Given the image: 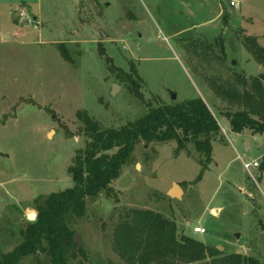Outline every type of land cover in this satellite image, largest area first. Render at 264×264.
Wrapping results in <instances>:
<instances>
[{
    "label": "rangeland",
    "instance_id": "rangeland-1",
    "mask_svg": "<svg viewBox=\"0 0 264 264\" xmlns=\"http://www.w3.org/2000/svg\"><path fill=\"white\" fill-rule=\"evenodd\" d=\"M93 2L115 40L82 0H0V255L23 243L38 199L72 188L68 168L87 143L79 113L120 128L150 108L200 98L221 128L212 162L191 142L139 143L112 192L89 198L87 216L74 221L85 257L71 264H126L112 235L130 209L158 212L180 236L222 254L264 262V135L234 133L222 115L240 106L216 93L241 89L235 75L264 74L256 54L264 0ZM174 183L181 199L168 196ZM21 264L52 263L40 253Z\"/></svg>",
    "mask_w": 264,
    "mask_h": 264
},
{
    "label": "trees",
    "instance_id": "trees-1",
    "mask_svg": "<svg viewBox=\"0 0 264 264\" xmlns=\"http://www.w3.org/2000/svg\"><path fill=\"white\" fill-rule=\"evenodd\" d=\"M257 48V59L264 64V49ZM64 55L67 54L63 52ZM132 75L127 81L133 83ZM138 77V73H134ZM238 87H217V95L240 106L222 115L234 133L250 130L264 135V74L248 81L235 75ZM87 143L75 154L69 175L71 189L55 192L36 202L37 219L22 230L23 243L12 252L0 255V264H21L29 256L43 254L52 264H71L79 256L73 235L74 221L87 216V200L112 192L125 165L134 159L139 143L147 145L172 140L183 148L186 142L210 164L212 142L220 135V124L210 107L200 98L162 105L120 128H102L88 113H79ZM264 170V158L261 162ZM113 249L126 264H192L209 257L213 264H264L260 259L237 254H222L217 248L179 235L177 223L150 210L130 209L113 232Z\"/></svg>",
    "mask_w": 264,
    "mask_h": 264
},
{
    "label": "water",
    "instance_id": "water-1",
    "mask_svg": "<svg viewBox=\"0 0 264 264\" xmlns=\"http://www.w3.org/2000/svg\"><path fill=\"white\" fill-rule=\"evenodd\" d=\"M83 2H86L89 7L91 8V10L93 11L95 17L97 18V21H98V24L101 28V30L106 34L108 35L109 37H111V39L115 40V35H113L109 25L107 24L106 20L100 16V11L96 5L95 2H93V0H82ZM262 46V45H261ZM114 88L112 90V96H116L120 89H121V86L119 85H113ZM171 97L172 99H176V95L174 93L171 94ZM173 188L168 192V196L170 198H176V199H181L182 195H183V188L178 185L177 183H174L173 184ZM73 239H74V242L76 243L78 249H82V238H80V235L75 232L74 235H73ZM217 250L218 251H222V247H217Z\"/></svg>",
    "mask_w": 264,
    "mask_h": 264
},
{
    "label": "built area",
    "instance_id": "built-area-1",
    "mask_svg": "<svg viewBox=\"0 0 264 264\" xmlns=\"http://www.w3.org/2000/svg\"><path fill=\"white\" fill-rule=\"evenodd\" d=\"M232 6L236 7L237 4H236V3H232ZM243 167H245V169H246L248 172H251L252 168H257V167H259V162H255V163H253V164L244 163V164H243ZM194 232H195V233L205 234V233H206V230L203 229V228H200V227H196V228L194 229Z\"/></svg>",
    "mask_w": 264,
    "mask_h": 264
},
{
    "label": "bare ground",
    "instance_id": "bare-ground-1",
    "mask_svg": "<svg viewBox=\"0 0 264 264\" xmlns=\"http://www.w3.org/2000/svg\"><path fill=\"white\" fill-rule=\"evenodd\" d=\"M30 217H31L32 219H34L35 214H34V213H30Z\"/></svg>",
    "mask_w": 264,
    "mask_h": 264
},
{
    "label": "crops",
    "instance_id": "crops-1",
    "mask_svg": "<svg viewBox=\"0 0 264 264\" xmlns=\"http://www.w3.org/2000/svg\"><path fill=\"white\" fill-rule=\"evenodd\" d=\"M30 213H34V212H29V216H30ZM31 218V217H30ZM32 219V218H31Z\"/></svg>",
    "mask_w": 264,
    "mask_h": 264
},
{
    "label": "flooded vegetation",
    "instance_id": "flooded-vegetation-1",
    "mask_svg": "<svg viewBox=\"0 0 264 264\" xmlns=\"http://www.w3.org/2000/svg\"><path fill=\"white\" fill-rule=\"evenodd\" d=\"M88 5V4H87ZM89 6V5H88Z\"/></svg>",
    "mask_w": 264,
    "mask_h": 264
}]
</instances>
